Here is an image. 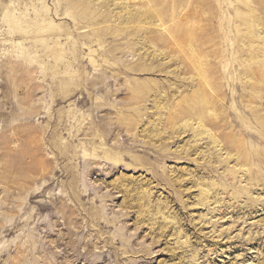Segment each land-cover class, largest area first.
<instances>
[{
  "label": "rangeland",
  "instance_id": "1",
  "mask_svg": "<svg viewBox=\"0 0 264 264\" xmlns=\"http://www.w3.org/2000/svg\"><path fill=\"white\" fill-rule=\"evenodd\" d=\"M0 264H264V0H0Z\"/></svg>",
  "mask_w": 264,
  "mask_h": 264
}]
</instances>
